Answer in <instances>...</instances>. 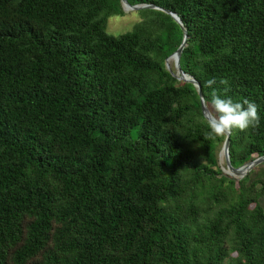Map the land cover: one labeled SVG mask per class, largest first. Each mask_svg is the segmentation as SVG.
Segmentation results:
<instances>
[{
    "label": "trees",
    "instance_id": "obj_1",
    "mask_svg": "<svg viewBox=\"0 0 264 264\" xmlns=\"http://www.w3.org/2000/svg\"><path fill=\"white\" fill-rule=\"evenodd\" d=\"M127 2L179 17L209 104H257L232 167L264 156V0ZM145 12L113 36L120 0H0V264H264V176L218 168L225 136L165 68L183 29Z\"/></svg>",
    "mask_w": 264,
    "mask_h": 264
},
{
    "label": "clouds",
    "instance_id": "obj_2",
    "mask_svg": "<svg viewBox=\"0 0 264 264\" xmlns=\"http://www.w3.org/2000/svg\"><path fill=\"white\" fill-rule=\"evenodd\" d=\"M216 83L213 78L207 80L205 85L213 88ZM220 83L226 82L220 81ZM204 104L208 105L204 118L209 129V138L230 135L233 129L244 131L259 124L258 106L247 98L242 102H234L231 97L222 98L214 89L211 93L210 104L207 99L204 100Z\"/></svg>",
    "mask_w": 264,
    "mask_h": 264
},
{
    "label": "water",
    "instance_id": "obj_3",
    "mask_svg": "<svg viewBox=\"0 0 264 264\" xmlns=\"http://www.w3.org/2000/svg\"><path fill=\"white\" fill-rule=\"evenodd\" d=\"M120 3H121V6L124 10H126L125 8L128 7L133 11H138L141 9H150V10L162 11L163 13L169 15L175 21V23H177L180 26V28L183 29L182 42H181L179 48L176 50V52H174L172 55H170L165 60V68L178 81L190 83L194 86V88L196 89V91L199 95L201 112L204 116V114L208 110V108L204 104V99L202 96L200 85L193 77L186 75L180 68L179 61H180L181 53H182L184 47L186 46L187 36H186V31L183 28L179 17L176 14L171 13L168 10H163L161 8L155 7L154 5H134V6H131L128 4L127 0H120ZM169 61H172L174 64V70H175L174 72L172 70H170V68L168 67ZM222 154L224 156V162H225V166H226V169L224 170V174L226 176L234 179V180H239V179L244 178L253 168H255L256 166H258L264 162V156H262V157H258L256 159H254L251 162H248V163L242 165L241 167H238V168L232 167V165L230 164V160H229V135H225V139H224V142L222 144Z\"/></svg>",
    "mask_w": 264,
    "mask_h": 264
},
{
    "label": "rangeland",
    "instance_id": "obj_4",
    "mask_svg": "<svg viewBox=\"0 0 264 264\" xmlns=\"http://www.w3.org/2000/svg\"><path fill=\"white\" fill-rule=\"evenodd\" d=\"M121 5V3H120ZM122 14L118 16H112L108 18L107 20V27H106V33L113 36H119L125 33L130 32L137 24L143 21V15L147 14L146 9H141L138 11H126L122 8ZM168 67L173 72L174 70V64L172 61L168 62ZM217 165L218 168L222 171L224 174V170L226 169L225 162H224V156L222 154V145H220L217 149ZM253 174L252 176L254 178H260L264 176V162L255 168H253ZM260 205L264 209V199L260 200Z\"/></svg>",
    "mask_w": 264,
    "mask_h": 264
},
{
    "label": "bare ground",
    "instance_id": "obj_5",
    "mask_svg": "<svg viewBox=\"0 0 264 264\" xmlns=\"http://www.w3.org/2000/svg\"><path fill=\"white\" fill-rule=\"evenodd\" d=\"M125 9H126V11H130V10H131V9H130V8H128V7H126Z\"/></svg>",
    "mask_w": 264,
    "mask_h": 264
}]
</instances>
